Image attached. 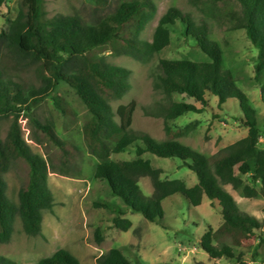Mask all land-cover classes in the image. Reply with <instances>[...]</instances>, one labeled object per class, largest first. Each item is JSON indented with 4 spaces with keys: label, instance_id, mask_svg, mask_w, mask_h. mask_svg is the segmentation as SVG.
<instances>
[{
    "label": "trees",
    "instance_id": "16d2710c",
    "mask_svg": "<svg viewBox=\"0 0 264 264\" xmlns=\"http://www.w3.org/2000/svg\"><path fill=\"white\" fill-rule=\"evenodd\" d=\"M96 1L105 3L107 0ZM7 2L0 0V10ZM188 2L201 12V16L196 18L171 6L159 18L149 41L140 35L155 15L153 0H121L112 13L94 24L86 22L79 14L44 18L42 0H22L26 10L21 9L11 21L5 50L21 64H40L42 76L41 84L34 86L15 76H6L0 70V117H12L5 138H0V242L11 238L17 216L27 234L36 235L41 231L42 211L51 210L54 204L48 184L50 171L69 175L81 170L83 152L80 147L61 137L54 121H41L34 113V107L49 96L59 82H65L87 109L82 136L87 151L98 160L94 177L104 180L110 192L129 209L162 226L165 199L181 195L189 205L198 206L206 196L211 205L219 209L223 221L217 229L208 226L199 246L212 258L226 256L236 258L237 264H246L236 254L231 241L234 236L247 238L256 233L264 240L263 221L241 210L224 185L242 187L246 197L264 198V147L259 145L261 132L256 110L238 86V78L224 66L223 51L210 34L214 25L221 31L243 29L257 48L254 70L258 78L264 70V0ZM177 22L184 27L185 36L195 40L208 60L159 58L155 62L151 72L152 85L161 97L142 109L146 115L164 119L166 139L157 140L133 127L137 107L134 100L113 108L112 102L124 97L131 88V71L107 61L103 52L108 50L116 55L149 61L170 44V29ZM174 94L191 98L199 106L177 101ZM210 97L216 98L220 109L229 99H236L240 109L238 120L247 127V133L216 154L207 156L177 140L190 131L192 124L173 129L168 121L187 112L210 108ZM52 99L65 117L70 120L77 117L73 107L61 96L55 95ZM23 114H27L33 131L45 134L54 145L47 158L34 153L23 138L19 123ZM124 152H133L134 157L111 158ZM145 153L179 158L195 174L196 183L188 186L178 178H162V169L145 158ZM17 161L25 163L26 180L19 189L18 204H15L7 196L4 174ZM244 175L260 187L244 184ZM143 177H147L152 185L149 195L139 184ZM94 204L122 214L120 208L107 201ZM112 222L124 231L132 224L129 218L118 216L113 217ZM94 232L96 241L100 242L99 229ZM0 264L15 262L0 255ZM36 264L81 263L69 251L60 248ZM96 264L141 263H132L119 248L113 247L99 255Z\"/></svg>",
    "mask_w": 264,
    "mask_h": 264
},
{
    "label": "rangeland",
    "instance_id": "374dc122",
    "mask_svg": "<svg viewBox=\"0 0 264 264\" xmlns=\"http://www.w3.org/2000/svg\"><path fill=\"white\" fill-rule=\"evenodd\" d=\"M121 0H107L105 3L96 0H42L43 17L54 15L79 14L86 22L96 23L99 19L112 13ZM156 5L154 17L148 22L140 37L151 40L159 18L171 6L179 7L194 17L201 12L188 0H153ZM24 9L22 0H8L0 10V70L6 76H15L24 83L39 86L42 69L40 64H21L5 50L7 33L11 21L18 12ZM170 44L156 53L149 61H139L125 54L116 55L108 50L103 52L106 60L128 68L131 71V88L119 100L113 101L114 109L120 103L134 100L137 103L133 115V127L149 133L157 140L166 139L165 122L162 117L146 115L142 106L151 105L161 95L152 85V68L159 58L190 59L207 61V55L196 45L193 38L184 34V27L176 23L170 29ZM210 37L217 41L223 51V64L238 78L237 84L247 95L249 102L256 110L257 125L261 135L259 145L264 147V70L256 78L254 64L257 48L253 46L243 29L221 31L213 26ZM59 95L75 110L77 117L70 120L54 105L53 96ZM177 101L194 102L181 94H174ZM211 107L201 112H187L168 124L177 129L192 124L190 131L177 138L183 144L207 156L216 154L220 149L244 137L247 127L238 117L239 104L236 99H229L223 109L217 107L216 98L210 97ZM34 113L41 121H54L61 137L80 147L83 152L81 170L77 173L63 175L49 172L48 184L54 196L51 210L42 211L41 231L36 235L27 234L19 216L15 218L11 238L0 242V255L12 259L15 264H36L56 250L63 248L73 254L81 264H96V258L110 248L117 247L132 262L141 264H237L236 258L226 256L212 258L200 246L199 241L208 228L217 229L222 217L217 207L204 196L198 206L189 205L181 195H174L163 201L164 224L159 225L145 219L139 212L129 209L123 201L110 192L108 184L94 177V167L98 160L87 151L82 136V125L87 116V109L73 89L65 82H59L56 88L34 107ZM12 117H0V138H5ZM23 138L34 153L47 158L54 150V145L45 134L35 132L27 114L19 118ZM152 164L162 169V178H178L188 186L196 183L195 174L179 158H163L150 153L143 155ZM133 152L112 155V159H130ZM8 198L18 204V192L26 180V167L22 161L13 162L4 174ZM244 184L257 189L248 175L243 176ZM143 192L149 195L152 185L147 177L140 179ZM225 189L234 197L239 208L255 215L264 225V198L246 197L242 187L234 188L225 184ZM107 201L120 208L122 214L108 208L97 207L94 202ZM126 217L132 222L124 231L112 222V218ZM98 228L101 241L97 242L94 231ZM240 260L246 264H264V240L257 233L247 238L234 236L231 241Z\"/></svg>",
    "mask_w": 264,
    "mask_h": 264
}]
</instances>
